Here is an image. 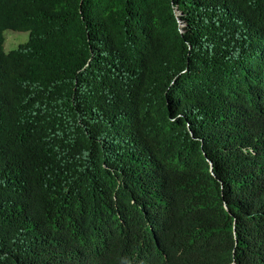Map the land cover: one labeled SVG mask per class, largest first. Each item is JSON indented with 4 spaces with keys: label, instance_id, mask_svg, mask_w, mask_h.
Wrapping results in <instances>:
<instances>
[{
    "label": "trees",
    "instance_id": "obj_1",
    "mask_svg": "<svg viewBox=\"0 0 264 264\" xmlns=\"http://www.w3.org/2000/svg\"><path fill=\"white\" fill-rule=\"evenodd\" d=\"M0 264H264V0H0Z\"/></svg>",
    "mask_w": 264,
    "mask_h": 264
},
{
    "label": "rangeland",
    "instance_id": "obj_2",
    "mask_svg": "<svg viewBox=\"0 0 264 264\" xmlns=\"http://www.w3.org/2000/svg\"><path fill=\"white\" fill-rule=\"evenodd\" d=\"M3 35H4L3 48L5 51L16 49L20 44L26 42L29 38L28 31L5 30L3 32Z\"/></svg>",
    "mask_w": 264,
    "mask_h": 264
}]
</instances>
